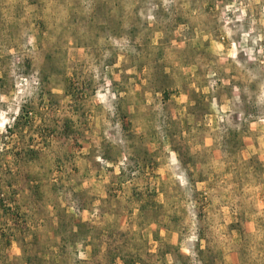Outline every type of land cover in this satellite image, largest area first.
Wrapping results in <instances>:
<instances>
[{
	"label": "rangeland",
	"instance_id": "374dc122",
	"mask_svg": "<svg viewBox=\"0 0 264 264\" xmlns=\"http://www.w3.org/2000/svg\"><path fill=\"white\" fill-rule=\"evenodd\" d=\"M0 264H264V0H0Z\"/></svg>",
	"mask_w": 264,
	"mask_h": 264
}]
</instances>
